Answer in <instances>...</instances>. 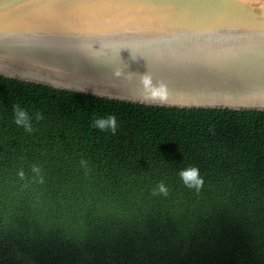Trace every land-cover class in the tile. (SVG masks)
I'll list each match as a JSON object with an SVG mask.
<instances>
[{"label":"trees","instance_id":"16d2710c","mask_svg":"<svg viewBox=\"0 0 264 264\" xmlns=\"http://www.w3.org/2000/svg\"><path fill=\"white\" fill-rule=\"evenodd\" d=\"M15 105L32 132L15 124ZM104 114L116 134L92 127ZM188 167L199 192L179 177ZM161 182L168 194L154 196ZM0 264H264V110L142 104L0 75Z\"/></svg>","mask_w":264,"mask_h":264},{"label":"water","instance_id":"95a60500","mask_svg":"<svg viewBox=\"0 0 264 264\" xmlns=\"http://www.w3.org/2000/svg\"><path fill=\"white\" fill-rule=\"evenodd\" d=\"M145 74L151 105L264 110V0H0V75L149 104Z\"/></svg>","mask_w":264,"mask_h":264},{"label":"clouds","instance_id":"9594fccd","mask_svg":"<svg viewBox=\"0 0 264 264\" xmlns=\"http://www.w3.org/2000/svg\"><path fill=\"white\" fill-rule=\"evenodd\" d=\"M117 76L120 75L119 72L116 73ZM140 88L142 90L140 101L149 104H159L165 105L168 103L169 93L167 85L163 83L156 84L150 74H145L140 77ZM14 122L17 126H22L26 132H32V119L27 110L21 108L19 105L14 106ZM42 114L37 113L35 116L36 120L42 119ZM93 128H98L101 131L111 130L113 134H116L118 128V120L114 114H104L99 118L94 120L92 125ZM84 164V161H81ZM32 171L39 175L40 168L38 166H33ZM19 176L24 178L25 173L23 171L19 172ZM179 177L183 181L184 185L189 189H195L197 192L201 190L205 181L201 176L200 170L197 167H188L180 170ZM41 182L43 179L41 178ZM155 195H167L168 188L165 186L164 182L157 185V188L153 190L152 193Z\"/></svg>","mask_w":264,"mask_h":264},{"label":"rangeland","instance_id":"374dc122","mask_svg":"<svg viewBox=\"0 0 264 264\" xmlns=\"http://www.w3.org/2000/svg\"><path fill=\"white\" fill-rule=\"evenodd\" d=\"M15 258L18 260L19 256H17V257L15 256Z\"/></svg>","mask_w":264,"mask_h":264}]
</instances>
